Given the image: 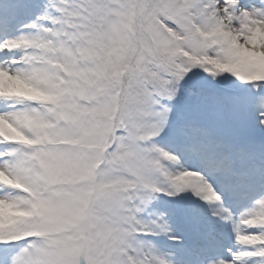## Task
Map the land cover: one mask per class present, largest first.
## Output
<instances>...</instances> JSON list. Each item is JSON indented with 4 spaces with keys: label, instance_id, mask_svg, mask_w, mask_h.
I'll return each mask as SVG.
<instances>
[{
    "label": "snow or ice",
    "instance_id": "6c2138e0",
    "mask_svg": "<svg viewBox=\"0 0 264 264\" xmlns=\"http://www.w3.org/2000/svg\"><path fill=\"white\" fill-rule=\"evenodd\" d=\"M0 264H264V0H0Z\"/></svg>",
    "mask_w": 264,
    "mask_h": 264
}]
</instances>
